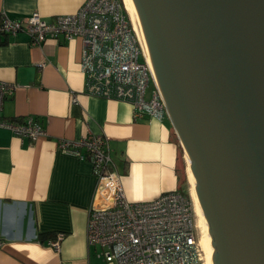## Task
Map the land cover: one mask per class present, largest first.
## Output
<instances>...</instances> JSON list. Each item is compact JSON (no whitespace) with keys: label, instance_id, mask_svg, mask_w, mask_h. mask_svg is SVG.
Instances as JSON below:
<instances>
[{"label":"crops","instance_id":"1","mask_svg":"<svg viewBox=\"0 0 264 264\" xmlns=\"http://www.w3.org/2000/svg\"><path fill=\"white\" fill-rule=\"evenodd\" d=\"M83 1L0 0V13L24 17L39 12L52 21L76 12ZM81 53L79 38L33 45L24 31L8 35L0 45V80L15 86L1 116L34 117L46 133L31 141L0 128V264H96L87 221L97 176L88 160L62 149L64 141L81 140L89 132L108 136L130 201L185 191L169 118H135L127 102L86 95ZM46 232L63 235L58 250L49 245L57 235L39 240Z\"/></svg>","mask_w":264,"mask_h":264},{"label":"water","instance_id":"2","mask_svg":"<svg viewBox=\"0 0 264 264\" xmlns=\"http://www.w3.org/2000/svg\"><path fill=\"white\" fill-rule=\"evenodd\" d=\"M191 157L207 264H264V0H131Z\"/></svg>","mask_w":264,"mask_h":264},{"label":"built area","instance_id":"3","mask_svg":"<svg viewBox=\"0 0 264 264\" xmlns=\"http://www.w3.org/2000/svg\"><path fill=\"white\" fill-rule=\"evenodd\" d=\"M26 32L33 45L48 39L82 41L80 67L86 95L129 103L135 118H169L167 105L135 30L124 0H84L74 13L46 20L39 12L12 17L0 13V32ZM44 64H40L42 67ZM15 86L0 80V128L21 139L35 140L45 130L34 117L1 116L4 101ZM110 138L88 135L64 141L62 149L88 160L97 188L88 212L87 242L101 264H207L195 205L186 193L174 190L153 201L133 202L114 168ZM63 235L49 240L56 250Z\"/></svg>","mask_w":264,"mask_h":264},{"label":"bare ground","instance_id":"4","mask_svg":"<svg viewBox=\"0 0 264 264\" xmlns=\"http://www.w3.org/2000/svg\"><path fill=\"white\" fill-rule=\"evenodd\" d=\"M124 3H125V6L127 8V11L130 14V17H131L132 22L134 24L135 30H136L139 38H140V41L142 43V46H143L144 51L146 53V56L149 59V62H150L151 67H152V70H153V72H154V74L156 76V72H155L154 66L152 64V61H151V58L149 56V53H148L144 38H143L142 33L140 31V28H139L136 12H135L134 6L132 4V1L131 0H124ZM184 152H185V159H186V162H187V168H188L189 181H190V185H191L192 197H193V201H194V205H195V208H196L197 215L199 217L200 227L202 228V233H203L202 245H203V247H205L206 244H207V241H208V237H207V234H206L207 227L204 224V222L202 221V218H203L204 214L200 210L198 194H197V191H196V180H195V177H194V174H193V171H192L191 157H190V155H189V153H188V151L186 149H184Z\"/></svg>","mask_w":264,"mask_h":264},{"label":"rangeland","instance_id":"5","mask_svg":"<svg viewBox=\"0 0 264 264\" xmlns=\"http://www.w3.org/2000/svg\"><path fill=\"white\" fill-rule=\"evenodd\" d=\"M175 136L177 137L176 133H175ZM177 141H178V146H179V156H180V170L184 172L185 174V180H186V186H185V191H183L184 193L188 194V196H190V198L192 199L193 201V197H192V192H191V185H190V181H189V175H188V168H187V162H186V159H185V152L180 144V141L178 139V137L176 138ZM194 203V201H193ZM199 218V217H198ZM199 225H200V222H199ZM201 228V227H200ZM202 230V228H201ZM95 263L96 264H101L102 263V260L100 259H95Z\"/></svg>","mask_w":264,"mask_h":264},{"label":"trees","instance_id":"6","mask_svg":"<svg viewBox=\"0 0 264 264\" xmlns=\"http://www.w3.org/2000/svg\"><path fill=\"white\" fill-rule=\"evenodd\" d=\"M7 34L0 32V45H4L7 42ZM181 191V190H180ZM188 195V194H187ZM57 234L55 232H46V233H40L38 235V238L40 241H46L48 239L54 238Z\"/></svg>","mask_w":264,"mask_h":264}]
</instances>
